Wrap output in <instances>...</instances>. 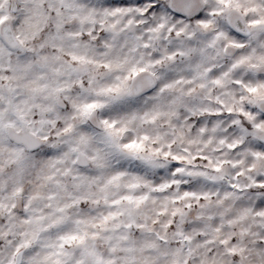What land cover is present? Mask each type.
Returning a JSON list of instances; mask_svg holds the SVG:
<instances>
[{
	"label": "snow or ice",
	"instance_id": "1",
	"mask_svg": "<svg viewBox=\"0 0 264 264\" xmlns=\"http://www.w3.org/2000/svg\"><path fill=\"white\" fill-rule=\"evenodd\" d=\"M0 264H264V0H0Z\"/></svg>",
	"mask_w": 264,
	"mask_h": 264
}]
</instances>
